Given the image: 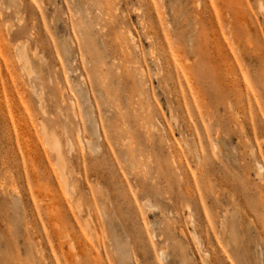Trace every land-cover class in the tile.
<instances>
[{
    "label": "rangeland",
    "instance_id": "obj_1",
    "mask_svg": "<svg viewBox=\"0 0 264 264\" xmlns=\"http://www.w3.org/2000/svg\"><path fill=\"white\" fill-rule=\"evenodd\" d=\"M156 33L191 74L177 95ZM79 126L97 151L68 150ZM59 168L92 221V254ZM80 262L264 264V0H0V264Z\"/></svg>",
    "mask_w": 264,
    "mask_h": 264
},
{
    "label": "bare ground",
    "instance_id": "obj_2",
    "mask_svg": "<svg viewBox=\"0 0 264 264\" xmlns=\"http://www.w3.org/2000/svg\"><path fill=\"white\" fill-rule=\"evenodd\" d=\"M149 4H150V2H149ZM151 5V4H150ZM154 7H155V4H154ZM150 8L152 9V10H150ZM154 13V10H153V6L151 7H148V15L152 18L153 16H155L156 18H155V20L156 21H158L159 19H160V16H157L155 13ZM126 35H127V37H128V39L129 40H132L133 38H134V36L132 35V32L129 30V29H127V31H126ZM156 37L158 38V42H159V45H160V47L162 48L161 50H158L157 51V53L155 52V51H152L151 52V55L153 56V58L156 60V62H158L157 63V66H158V69L160 70V72H161V68H164L165 69V71H166V73L164 74V76H162V78L164 79V81L166 82H164V84H168V83H171L172 84V91H174L175 92V95H177V93L178 92H176V91H180V90H182V88H181V83L183 82H185L184 84H185V86L187 85V87H189L190 88V84H191V74H189V70L187 69H185L187 66H185V68L183 69V68H181V66H180V64H179V62H176L178 59H176V60H174V55L172 54V50L171 51H169V49L167 48V49H164L165 48V46L166 47H168L167 46V44H169V43H167L166 44V40L164 39V35L162 34V33H159V34H157L156 33ZM170 47V46H169ZM165 50H167V51H169L168 53H166L167 51H165ZM176 50V49H175ZM177 52V51H176ZM15 55H16V57H17V59H18V61H22L21 60V58H20V56H19V53L18 52H16L15 53ZM33 55H36L35 53H33ZM40 55V54H39ZM42 55V54H41ZM177 56H178V54H176ZM43 57V56H42ZM178 58H180V56H178ZM39 61H40V59H39ZM127 61V64H128V66H129V63L131 62V60H126ZM20 65V69L23 71V70H25V64H24V62H22V63H20L19 64ZM128 66L127 65H125V64H123V66H122V68H123V71H128ZM79 75H80V78H81V80L83 81V83H86V82H88V78H87V76H86V73L83 71V69H82V71H80V73H79ZM128 77H129V75H128ZM178 87V88H177ZM179 88H181V89H179ZM179 89V90H178ZM181 92V91H180ZM179 92V93H180ZM182 92H183V90H182ZM191 93V92H190ZM181 95H182V93H181ZM180 95V96H181ZM192 95V94H191ZM184 96V95H183ZM192 97H193V95H192ZM183 97H181V99H182ZM185 98V97H184ZM183 98V99H184ZM183 99H182V101H183ZM184 100H186V98L184 99ZM193 100V99H192ZM182 101L180 100V98H176V103H177V105H178V107H179V105L182 103ZM187 101V100H186ZM67 102H68V105L70 106L69 108L71 109V112L74 114V116L77 114L76 113V111H75V109H74V100H73V98L72 97H70L69 95L67 96ZM188 102V101H187ZM183 103H184V101H183ZM203 103V102H202ZM185 104H187V103H185ZM184 104V107H181V109H180V111H181V115L183 116V118L185 117V115L186 116H190V113H192V109H189L186 105ZM188 105V104H187ZM203 105V104H202ZM183 106V105H182ZM171 109V108H170ZM201 110H203V107H201ZM172 112V111H171ZM195 113H196V117L200 120V122H201V117H200V114L202 113L200 110H197V109H195ZM193 114V113H192ZM121 115V114H120ZM175 116V115H174ZM173 116V117H174ZM174 119H175V117H174ZM177 119V118H176ZM177 120H175V122H176ZM42 125H44V124H42ZM41 125V126H42ZM190 129V128H189ZM50 131H52V129H50ZM49 132V130L47 131V128H46V126L44 125V126H42L41 127V133H42V135H43V141H44V144L46 145V148L49 150V151H51L54 155H55V157H57L56 159L58 160V159H60V161L61 162H59V160H58V162L59 163H62V160H61V152L63 153V151H61V147H60V143H58V139L56 140V138H58L57 136L56 137H53L51 134H53V133H48ZM55 133V132H54ZM96 133L97 134H99V131H98V127H97V130H96ZM187 133V132H186ZM180 135H181V133H180ZM188 135V134H187ZM189 135H190V141L192 142V147H191V150H192V155H194L195 156V158L198 160H200L201 159V152H200V150H199V148H198V144H197V139H198V135L194 132V130L193 131H189ZM77 137H78V139H77V143H76V145L75 146H73L72 144H70V146H69V148H68V150L69 151H72V150H74V151H77V152H80V151H82V150H86V151H88V152H95V151H97V149L100 147V144H98V143H95L94 142V140H93V138H91V137H89V136H86L85 134H83L82 132H81V127L79 126L78 127V129H77ZM182 139V138H181ZM182 141H184V140H182ZM183 145H185L186 147H188V145H189V143L187 142V141H184L183 142ZM214 147L216 148L217 147V145L214 143ZM252 153V152H251ZM79 157H81L80 155H78ZM64 161V160H63ZM257 162V163H256ZM256 166H257V170L260 172V171H262V165L260 164V163H258V161L256 160ZM196 163H198V162H196ZM63 164V163H62ZM258 164V165H257ZM65 165V164H64ZM58 167V166H57ZM63 171V170H62ZM61 171V169L59 168L58 169V171L56 172V180H57V183L59 184V186L60 187H63V189H64V193H63V195H64V201H65V204H66V206L68 207V208H70V200L69 199H71L72 201H73V204H74V206H75V210H76V213L78 214V219H79V227L81 228V234H83V233H86L87 235H89V237H86L84 234V240H83V242L82 243H75L74 241L75 240H72L73 239V237H72V239H70L69 240V242H70V244H71V246L72 245H74L73 244V242L75 243V244H79V250H82V251H85L87 254H92L93 252H94V250H93V245H96L97 243H98V238L96 237V232L94 231V228H93V225H92V221L90 220V218H89V216L87 217V216H85L84 215V213H83V208H82V200L80 199V198H74V195H73V192H75L74 190H73V187H75V186H73L72 187V185H70V181L68 180V179H66L65 178V176L63 175V173L64 172H62ZM68 173V172H67ZM94 186V188H95V185H93ZM99 186V185H98ZM98 188L99 187H96L95 188V196H97L98 195V197H100L99 196V192H98ZM65 194H67V196L65 197ZM78 196V195H77ZM108 196V195H107ZM52 199V198H51ZM106 199V198H105ZM59 201V199H55V200H53V202H52V206H53V210H52V212H58V210L59 209H61V207H60V203L58 202ZM71 201V202H72ZM108 201H110L109 199H108ZM66 202H68V204L66 203ZM147 206H150V204L147 202V201H145L144 202ZM58 209H57V208ZM101 211H102V214L103 215H106V209H105V205L103 204V203H101ZM87 214V213H86ZM88 215V214H87ZM60 216H61V218H62V220L63 221H66L67 219H66V215L65 214H60ZM66 222H68V221H66ZM221 224H223V223H221ZM68 235V234H67ZM66 235V236H67ZM71 235V234H70ZM69 235V236H70ZM73 236H75V234L73 235ZM68 238H70V237H68ZM74 239H76V238H74ZM68 242V243H69ZM77 242V241H76ZM99 244V243H98ZM97 244V245H98ZM70 246V247H71ZM76 247V246H75ZM78 247L76 248V249H78ZM72 248H74V247H72ZM75 249V248H74ZM77 252H78V250H76ZM206 252V251H205ZM69 253V252H68ZM81 253V252H80ZM82 254V253H81ZM163 254H164V250L163 249H159V256L162 258L163 257ZM206 254V253H205ZM66 255V254H65ZM77 256V255H76ZM67 257V256H66ZM75 258H77V257H75ZM80 259V258H79ZM91 259H93L94 261V263H95V259L92 257V258H90V260ZM80 261H81V259H80ZM81 263V262H80ZM85 263V262H84ZM94 263H91V264H94ZM46 264V263H45ZM82 264V263H81ZM89 264V263H88Z\"/></svg>",
    "mask_w": 264,
    "mask_h": 264
}]
</instances>
